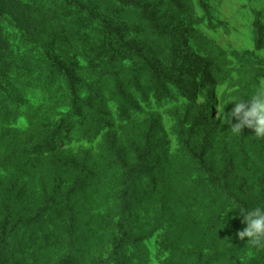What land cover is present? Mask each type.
<instances>
[{
	"label": "trees",
	"instance_id": "1",
	"mask_svg": "<svg viewBox=\"0 0 264 264\" xmlns=\"http://www.w3.org/2000/svg\"><path fill=\"white\" fill-rule=\"evenodd\" d=\"M95 6L90 0H0V264H59L54 262L55 253L71 256L78 247L74 241L68 244L62 240L64 251L48 248L57 237L56 220L79 221L82 228L96 231L101 211H89L95 198L99 203L101 198L100 205L106 209L102 214L108 229L104 240L93 241L84 253L77 251L71 263L66 256L60 264H118L122 258V264H154L149 261L144 240L160 230L159 258H164L159 264H228V258L237 264H263L250 258L248 250L255 249L256 257L263 261L264 247L249 243L239 246L242 260L237 261V237H233L235 227L244 223L240 207H249L261 191L247 195L249 200L232 194L235 185L214 175H230L226 167L218 169L217 163L214 177L209 178L218 181L220 194L201 193L195 199L189 193L188 200L178 198L174 216L166 210L167 204H173L165 197L161 200L165 211L161 209L149 224L141 228L126 225L128 219L136 221L143 215L138 209L148 205L149 194L144 192L142 200L134 202L132 190L153 158L162 164L163 171L148 186L162 181L171 169L176 185L189 182L187 174L192 170L201 173L197 165L207 164L209 152L205 143L198 145L195 138L205 126L203 141L208 139L206 126L211 114L209 107L203 106L196 112L194 127L191 111L189 120L179 122L183 126L178 131L181 147L174 157H170L169 143L162 135L156 137L153 128L145 125L137 156L129 157L125 149L117 152L112 140L120 125L150 97L157 98L160 106L169 95L160 83L161 70L154 60L140 53L119 28L97 26L99 21L94 25ZM82 24L88 25L86 31H82ZM162 32L171 36L170 30ZM256 43L261 44L260 36ZM92 44L100 51L96 52ZM173 48L169 47V57ZM205 69L200 78L204 82ZM32 100L39 102L32 104ZM19 116L29 119L27 128L11 125ZM191 121V126H185ZM99 135L104 143L100 144V156H95L92 148L68 147L96 143ZM244 155L240 167L247 169L250 167ZM165 156L168 159L163 160ZM255 168H250L254 177H245L240 183L256 179L252 185L255 189L262 178ZM212 206L218 208L217 220L204 230L194 228V220L183 214L188 211L195 217ZM86 219L93 220L86 223ZM209 229L217 232V252L215 244L207 250L202 241V235L212 234ZM137 237L143 243H138Z\"/></svg>",
	"mask_w": 264,
	"mask_h": 264
},
{
	"label": "rangeland",
	"instance_id": "2",
	"mask_svg": "<svg viewBox=\"0 0 264 264\" xmlns=\"http://www.w3.org/2000/svg\"><path fill=\"white\" fill-rule=\"evenodd\" d=\"M90 2L96 4V16L92 17L94 25L99 21L97 26L110 24L115 30L119 28L125 37H129V40L133 42L132 45L141 51L140 53H146L154 60L159 67L158 70H161L160 83L169 95L165 96L163 105L160 106L157 98L150 97L149 101H153L151 105H149V101L141 103L140 107L131 114L130 119L126 120L124 125H120L122 127L116 130V138L112 140L117 152H122L121 149H125L129 157L137 156L138 151L141 150L142 127L145 125L148 128L150 126L153 128L152 134L156 137L162 135L164 140L169 143L170 157H174L179 153L181 147L178 131L183 126L179 125V122L183 119L189 120L188 114L191 111L194 127L196 112L203 106H208L211 114L210 121H207L206 126L209 132L208 139L203 141L205 136L203 127L205 126L200 127L199 136L195 138L198 145L205 143V148L209 152L206 157L207 164L202 162L197 165L202 168V170H198L201 173L192 170V174H187L188 178H191L189 182L176 185L172 183L174 177H172L171 169L168 170V176H165L162 181L148 186L149 182L151 180L155 182L157 174L163 171L160 168L162 164L153 158L151 166H145L141 179L135 183L132 190L133 196L136 198L134 202H140L144 192L149 194L148 205L138 209L139 213H143V215L137 217L136 221L128 219L126 225L141 228L145 224H149L161 213V209L165 211L163 203L161 204V200L165 197L169 204H173L172 206L167 204L166 210L172 212V216H174L179 207L178 198L184 196V199L188 200L189 193L194 194L195 199H197L196 195L199 196L201 193L204 196L220 194L218 181L209 178L214 174L215 163L219 164L218 169L227 168L229 176L214 175L226 179L225 183L235 185L231 191L232 194L248 199L247 195H255L261 191L259 197L249 203V207L264 204V202L262 203L264 195V139L256 138L254 131L246 126L242 128L241 134H236L232 131L231 126L237 121L233 119L231 123H227V120L224 119V116H227L235 106L234 103L227 105L225 102L227 97L239 98L246 95L245 99H247V95L256 89L261 79H264V0H90ZM82 25V31H86L88 25ZM162 29L170 30L171 36H166ZM257 36L261 38L259 46L256 43ZM77 39L81 41V39ZM173 43H175L174 46ZM170 46L175 50L171 49L169 57ZM92 47L96 52L100 51L96 44H92ZM204 69L206 84L200 79L204 75L201 72ZM209 84L211 85L208 88ZM224 84H227V88L218 96L217 89ZM145 91L143 90V93ZM38 102L37 100L31 101L32 104H38ZM223 111L224 116H221L220 113ZM151 119L157 120L158 124H155ZM191 123L192 121L186 123L185 126H191ZM11 125L22 130L29 126V119L19 116L17 119L11 120ZM111 133L109 139L112 136ZM94 141L96 143L83 142V147L77 143L68 147L71 146L74 149L92 148L93 154L100 156V144H104L102 135H99ZM243 149H247L248 153ZM166 151L168 150L166 149ZM242 154H245L244 158L249 167L253 169L256 166L255 169H258L262 174L255 189L252 185L257 182L256 179L240 183V181H244L245 177L248 179L255 175V173L251 174L250 168L240 167ZM166 159L168 158L163 160ZM202 174L208 176L202 178L200 177ZM153 185L154 189L150 190L149 187ZM152 197L155 200H151ZM88 199L84 198L85 201ZM99 200L101 203V198ZM100 203L95 198L89 210L91 214L101 211L95 222L98 228L95 224L92 225V227H96V231L89 230L88 226L82 228L79 221L72 224V221L56 220L57 237L51 240L48 248L64 251L62 240L68 241V244L69 241H74L78 247L74 248L71 256L61 252L55 253V263L60 264L66 256L70 258L71 263L76 257L77 251L80 250L84 253L85 248L93 241L97 240L96 243H100L104 240L105 236L103 237V235H106L108 229H106L107 223L102 219V214L106 212V209ZM197 204L202 206L201 203L197 202ZM217 209V206L209 207L206 213L195 217L190 216L191 213L188 211L183 214L194 220V228L200 230L203 227L204 230L210 223L217 220ZM69 216L71 214H68L67 217ZM89 220L86 219L85 222H92L93 219ZM200 223H203L202 226ZM244 228L245 223L234 229L233 237H237V261L242 260L240 254L242 250L239 246L244 247L248 244L247 238L241 241L237 236V233ZM210 231L212 234L202 235V241L208 245L205 248L207 250H211V246L215 244L214 252H217V232ZM160 232L161 230L157 233ZM157 233L144 240L149 248V261L154 264H159V261L164 258L163 255L161 259L159 258L161 248ZM137 242L143 243V239L137 237ZM260 246L264 247V245H256V248ZM248 253L250 258L264 264V260L256 257L255 249L250 248ZM51 257L52 253L49 255L50 259ZM228 259V264H237L234 258ZM136 260L138 261V259ZM122 263H125L124 258L120 259L118 264Z\"/></svg>",
	"mask_w": 264,
	"mask_h": 264
},
{
	"label": "clouds",
	"instance_id": "3",
	"mask_svg": "<svg viewBox=\"0 0 264 264\" xmlns=\"http://www.w3.org/2000/svg\"><path fill=\"white\" fill-rule=\"evenodd\" d=\"M233 75L235 76V73ZM226 88L227 84L219 86L217 95L219 96ZM245 96L239 98L228 96L225 101L227 105L234 103L235 106L227 116H224V111L220 114L227 123H231L233 119L237 121L231 126L234 133L241 134L242 128L246 126L254 131L256 138L264 139V79H261L256 89L247 95V99ZM224 210L230 212L233 209ZM240 211L246 227L237 233L239 239L243 241L247 238L250 245H264V204L240 207Z\"/></svg>",
	"mask_w": 264,
	"mask_h": 264
}]
</instances>
